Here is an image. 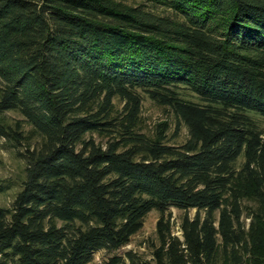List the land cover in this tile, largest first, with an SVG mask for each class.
Here are the masks:
<instances>
[{
	"label": "trees",
	"instance_id": "1",
	"mask_svg": "<svg viewBox=\"0 0 264 264\" xmlns=\"http://www.w3.org/2000/svg\"><path fill=\"white\" fill-rule=\"evenodd\" d=\"M145 1L182 19L118 0H0V115L24 118L1 119L0 137L27 163L0 206V264H89L153 211L152 259L105 264H264V0ZM144 96L185 125L183 145L167 122L143 132Z\"/></svg>",
	"mask_w": 264,
	"mask_h": 264
},
{
	"label": "rangeland",
	"instance_id": "2",
	"mask_svg": "<svg viewBox=\"0 0 264 264\" xmlns=\"http://www.w3.org/2000/svg\"><path fill=\"white\" fill-rule=\"evenodd\" d=\"M130 6H141L147 10L154 12L155 14L172 17L174 19L181 20L182 17L178 16L172 10L163 8L161 6L154 5L145 0H118ZM117 107L121 109L123 107L117 100L115 101ZM255 119L259 123L262 130H264V119L260 116L254 115ZM1 119L7 123L14 124L16 121H23L24 118L17 112H6L0 115ZM142 128L143 132L151 134L157 124L167 122L169 124V130L167 132L166 142L173 146L183 145L189 136L188 129L184 124L178 125V120L167 107H163L153 102L148 97H143L142 107ZM25 134L29 137L26 143L31 146H38L41 143V138L33 134V129L27 123L23 124ZM98 142H101L100 138H97ZM25 146L13 148L11 143L7 142L4 138L0 137V206L4 208H11L17 193L22 189L23 182L26 179L27 163L20 157V153L25 152ZM173 213V222L175 223V229L178 230L181 217L184 215L183 211L177 209L171 210ZM191 217L195 216V211L189 212ZM160 217L158 211L151 212L145 219L143 229L136 234L131 243L122 249L115 252H99L94 254L89 264H105L110 258L114 256H124L128 251H133L137 255L146 260L152 259V253L150 245L157 243L156 225ZM246 220V218H245ZM248 222V220H246ZM221 264V263H218Z\"/></svg>",
	"mask_w": 264,
	"mask_h": 264
}]
</instances>
